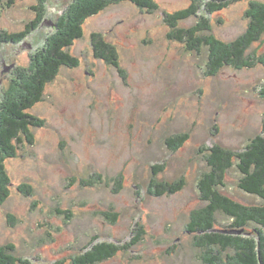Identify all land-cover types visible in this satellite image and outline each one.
Instances as JSON below:
<instances>
[{
	"label": "rangeland",
	"instance_id": "rangeland-1",
	"mask_svg": "<svg viewBox=\"0 0 264 264\" xmlns=\"http://www.w3.org/2000/svg\"><path fill=\"white\" fill-rule=\"evenodd\" d=\"M75 1L0 0V30L23 31L42 15L22 42L0 47V99L17 69L28 68L55 33L52 22ZM250 1L232 2L210 15L211 33L228 42L242 34ZM155 2L159 8L152 12L125 1L85 20L83 36L69 48L79 64L61 68L46 86L32 110L44 125L33 129L34 143H25L6 163L14 185L0 205V245L13 243L31 264H72L94 239L125 244L141 228L139 244L98 264H205L187 227L192 212L206 205L198 182L209 170L207 148L217 143L242 150L260 132L264 66H225L207 75V52L188 51L169 39L164 20L165 12L191 0ZM197 20L190 17L181 26ZM92 33L116 46L124 76L95 57ZM254 47L263 52L264 40ZM183 133L188 139L171 148L168 138ZM96 174L103 177L96 185H82ZM182 177L180 191L157 195L156 183ZM239 177L232 168L224 192L260 203L240 189ZM23 182L33 188L31 195L17 190ZM109 211L119 214L116 222L102 214ZM217 217L222 224L232 221Z\"/></svg>",
	"mask_w": 264,
	"mask_h": 264
},
{
	"label": "trees",
	"instance_id": "trees-1",
	"mask_svg": "<svg viewBox=\"0 0 264 264\" xmlns=\"http://www.w3.org/2000/svg\"><path fill=\"white\" fill-rule=\"evenodd\" d=\"M125 1L148 12L159 8L155 0H76L52 23L55 33L46 38L42 48L32 57L29 67L18 68L9 88L4 90L0 99V205L9 198L14 185L6 163L18 155L25 143H34L33 129L45 123L43 118L32 112L34 106L43 98L46 86L57 77L61 68L79 64L78 57L72 55L69 48L83 36L85 20L110 5ZM235 1L238 0H191L184 8L164 13V20L170 27L169 39L184 44L188 51L207 52L204 70L207 75H216L225 66L237 69L252 67L257 63L264 66V51L258 54L254 47L264 40V1L249 2L245 13L247 28L232 41H225L211 33L210 15L226 9ZM193 16L198 18L196 23L181 26V22ZM39 17L23 31L0 30V47L6 43L22 42L38 27L42 15L39 14ZM91 42L95 57L118 68L124 76L116 46L101 33H92ZM259 91L264 98V84ZM188 137V133L177 134L168 138V145L177 149ZM207 151L209 170L198 182L201 199L206 205L192 212L187 227L189 232L194 233V245L201 250L205 264H264V123L260 132L242 150L215 143ZM234 167L240 172V189L259 197L260 203H244L224 192L226 175ZM157 168L162 170L163 166ZM102 178L100 174L92 175L89 179H83L82 185L94 186ZM185 184L182 177L175 182L156 183L155 187L157 195L175 194ZM17 190L29 196L33 188L23 182L17 185ZM102 214L112 222H116L119 216L114 211ZM218 214L230 218L231 223L222 224ZM144 233L141 228L125 244L108 241L94 243V239L89 243L90 248L71 258L72 264H98L110 259L121 250L139 244ZM224 252L226 256L222 259ZM64 261L58 260L54 264H64ZM0 264L31 262L18 256L16 246L9 243L0 245Z\"/></svg>",
	"mask_w": 264,
	"mask_h": 264
},
{
	"label": "flooded vegetation",
	"instance_id": "flooded-vegetation-1",
	"mask_svg": "<svg viewBox=\"0 0 264 264\" xmlns=\"http://www.w3.org/2000/svg\"><path fill=\"white\" fill-rule=\"evenodd\" d=\"M53 23V22H52ZM12 66H13V64H12Z\"/></svg>",
	"mask_w": 264,
	"mask_h": 264
}]
</instances>
